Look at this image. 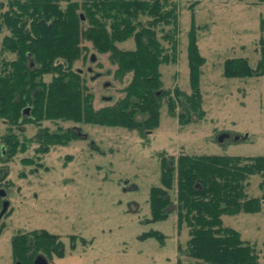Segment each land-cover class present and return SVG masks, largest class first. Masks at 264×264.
I'll list each match as a JSON object with an SVG mask.
<instances>
[{
  "label": "trees",
  "instance_id": "1",
  "mask_svg": "<svg viewBox=\"0 0 264 264\" xmlns=\"http://www.w3.org/2000/svg\"><path fill=\"white\" fill-rule=\"evenodd\" d=\"M179 22L173 0H0V34L7 32L0 53V120L14 128L21 125L23 111L31 110L25 123L40 127L29 140L37 145L36 152L48 153L73 141L77 124L145 131L158 127L164 106L171 116L182 108L178 118L183 123L190 115L199 117L205 58L194 20L186 46L192 94L163 83L161 68L176 65L179 58ZM126 42L133 47L121 48ZM262 74L264 52L258 69L246 58L224 64L228 78ZM97 83L99 96L90 87ZM5 137L0 138L7 148H0L4 161L28 148L20 135ZM161 169V185L150 191L151 222L176 214L179 225L188 228L189 239L180 253L190 264H262L256 244L225 225L224 218L261 212L264 156L165 157ZM253 175L261 177L260 198L247 193ZM2 206L0 197V212ZM8 215L9 208L3 217ZM150 235L163 238L158 232ZM12 252L15 261L33 264L37 254L50 261L62 258L65 245L46 230L33 231L16 235Z\"/></svg>",
  "mask_w": 264,
  "mask_h": 264
},
{
  "label": "rangeland",
  "instance_id": "2",
  "mask_svg": "<svg viewBox=\"0 0 264 264\" xmlns=\"http://www.w3.org/2000/svg\"><path fill=\"white\" fill-rule=\"evenodd\" d=\"M173 1L180 12L179 58L176 65L161 68L163 83L192 94L186 46L194 20L205 58L202 114L183 123L178 118L182 108L171 116L164 106L158 127L145 131L77 124L74 133L87 138L75 134L66 146L51 147L48 153L36 152L29 140L40 126L24 122L10 128L0 120V138L14 133L28 144L10 161L0 156V185L9 201V215L0 218V264L14 263L16 235L41 230L59 236L65 245L64 256H55L50 264H190L180 253L188 228L179 225L176 214L151 222L150 191L161 185L162 159L264 156V74L224 75L228 59L246 58L258 69L264 52V0ZM5 34H0V53ZM126 43L121 48L133 47ZM90 87L102 94L99 83ZM222 135L229 137L220 142ZM0 148L7 150L3 140ZM260 182L259 175L250 178L249 197L262 196ZM171 196L175 200L174 192ZM224 223L256 244L264 264V201L261 212L226 216Z\"/></svg>",
  "mask_w": 264,
  "mask_h": 264
},
{
  "label": "water",
  "instance_id": "3",
  "mask_svg": "<svg viewBox=\"0 0 264 264\" xmlns=\"http://www.w3.org/2000/svg\"><path fill=\"white\" fill-rule=\"evenodd\" d=\"M83 18V16H82ZM96 61V57L95 55H93L91 57V62L94 63ZM90 70V69H89ZM105 86H108V84H105ZM102 100L104 101H112L113 100V97H108V96H102L101 97ZM229 137L228 135H222L220 138H219V141L220 142H223L225 140V138ZM238 138H235V140H237ZM6 196V192L5 190H0V197H5ZM9 207V201L5 200L3 202V208H2V211L0 212V218L3 216V214L7 211ZM16 264H23L21 262H17ZM34 264H49V262L47 261V259L40 255L38 257H36L35 261H34Z\"/></svg>",
  "mask_w": 264,
  "mask_h": 264
},
{
  "label": "flooded vegetation",
  "instance_id": "4",
  "mask_svg": "<svg viewBox=\"0 0 264 264\" xmlns=\"http://www.w3.org/2000/svg\"><path fill=\"white\" fill-rule=\"evenodd\" d=\"M28 115L32 116V112H31V110H24V111H23V114H22V117H21V124L25 122V120H26L25 116H28ZM24 127H25V126H24ZM149 132H151V131H148V133H149ZM78 136L81 137V138H85V139L87 138L86 135L83 134L82 132H79ZM0 190H4V189H0ZM5 192H6V191H5ZM7 196H8V193L6 192V196L3 197V202H4L5 200H7ZM1 218H3V216H2ZM12 254H13V252H12ZM40 255H42V254H37V255L34 257V261H35L36 257H38V256H40ZM42 256H44V257L49 261V264H50V262H52V261H50L45 255H42ZM34 261H33V264H34ZM17 262H21V263H23L21 260H16V261L14 260V263H13V264H16ZM23 264H24V263H23Z\"/></svg>",
  "mask_w": 264,
  "mask_h": 264
}]
</instances>
